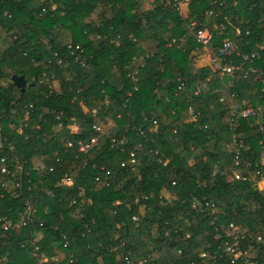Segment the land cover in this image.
Here are the masks:
<instances>
[{
  "label": "trees",
  "instance_id": "1",
  "mask_svg": "<svg viewBox=\"0 0 264 264\" xmlns=\"http://www.w3.org/2000/svg\"><path fill=\"white\" fill-rule=\"evenodd\" d=\"M44 3L56 10L40 16ZM192 21L194 31L211 33L213 54L224 33L242 54L264 46V0H189L186 21L160 0H0V218L18 221L32 210L24 228L10 235L0 229L1 264H38L20 246L31 242L57 259L47 264H126L128 253L133 264H203V252L223 246L215 227L233 223L248 238L264 233V192L234 179L246 163L255 170L264 139L255 117L239 118L234 130L227 120L233 109L263 107V84L251 76L228 83L197 67L203 52L186 26ZM180 38L185 45L168 46ZM69 42L79 47L74 55ZM253 67L264 74V48ZM135 70L137 83L129 77ZM44 74L54 75L57 91ZM14 75L25 78L24 92ZM109 121L86 154L63 147L95 137L93 127ZM235 134L239 168L227 149ZM122 138L123 146L111 147ZM131 153L140 161L134 171ZM215 165L223 174L212 178ZM63 175L72 187L58 186ZM196 198L217 204L218 223L190 209Z\"/></svg>",
  "mask_w": 264,
  "mask_h": 264
},
{
  "label": "built area",
  "instance_id": "2",
  "mask_svg": "<svg viewBox=\"0 0 264 264\" xmlns=\"http://www.w3.org/2000/svg\"><path fill=\"white\" fill-rule=\"evenodd\" d=\"M156 0H150V2H155ZM164 2L165 6H167L171 11L177 13L181 20L186 21L188 13L186 11H183L182 6L184 3H186V0H160ZM188 1V0H187ZM51 5V4H50ZM56 10L55 5H51L49 7L48 4L44 3V6L41 9L40 16H45L49 12H54ZM188 12V7H187ZM212 15L211 11H207L204 13L205 17H209ZM203 25V24H202ZM187 28L192 32V35L194 37V40L202 46V52L203 54L200 56L199 59L203 60L205 62V66L211 68L213 71L218 72L221 78H227L228 81L233 82L238 80L239 78L247 79L250 76L253 78L254 81H259L263 84L262 92H264V74L258 73L256 69L253 67V64L256 60L260 58V54L263 51L264 46L258 45L254 51H251L249 53L242 54L239 51L238 45L234 44L231 39L228 37V33H224V39L221 42V46L218 48L217 53L213 54L211 50L208 49L212 36L211 33L207 28H200L198 31H194V29L197 27V22L192 21L191 23L186 25ZM201 27V25L199 26ZM219 29V31L223 30L221 26H215V30ZM220 31V34L222 32ZM237 34H240V30L238 28L235 29ZM96 40L100 39V36H97L95 38ZM112 43V41H111ZM118 45V43H116ZM176 46L177 48L182 47L185 45V40L183 38H180L179 40L173 39L168 46ZM67 49L70 50V54L74 55L76 51L79 50L78 46H72V44L69 42L66 44ZM57 64L61 65L63 60L59 57L55 60ZM134 64L137 67L143 66V61L140 59H135ZM50 63V62H49ZM137 70L133 71L129 77L133 80L134 83H137ZM45 77V81L48 82L46 85L47 88L53 89L52 85L54 83H57V80L55 79L54 75H50L49 77L45 74L43 75ZM41 81V79H40ZM43 82L41 81L40 84ZM134 90H136V86L134 87ZM31 108V106H30ZM14 114V111H12ZM28 111L25 112V117H28ZM196 115L192 110H190V119L191 121L196 120ZM255 117V125L258 127L259 132L262 134V138L264 139V106L263 107H257V108H247L244 110H238L233 109L231 110L227 120L229 123L230 129L234 130L237 125L239 118H250ZM57 120L59 121L60 118L58 117ZM60 122V121H59ZM154 125H156V122H153ZM62 126L61 123L58 124V129ZM14 128V126H11ZM26 125L20 126L16 128L17 133L21 134L23 128H25ZM93 130L97 133V135L87 141H77L75 144L72 142H64L63 147L67 150L73 147L77 148L78 153L86 154L88 151L94 149L98 146L99 141L106 132L103 131V127L101 126H94ZM71 135H77L79 134V127L76 124H73L69 128ZM140 131V130H139ZM140 134H143L142 131H140ZM237 135H233V144L234 147L231 149L229 145H227V149L233 151L234 153V165L235 168H239L240 163V157H241V149L242 145H239L238 142H236ZM125 143V139H111V147L117 148L123 146ZM262 145V140L260 142ZM8 151H12L13 145L8 144ZM5 149L3 143L1 142V126H0V151ZM1 162H5V158L0 159ZM128 166L131 168L132 171L139 166L140 161L135 157L134 153H131L129 156V160L127 162ZM122 167L126 166V162H123ZM246 168L245 172H239L237 170L234 171V179L236 181L241 182H249L253 188V190L258 192H264V175L259 168L264 167V148L262 147V150L259 155V161L254 165L255 170L249 171L250 164L246 163L244 165ZM43 171L44 168H41ZM49 171H52L50 169ZM1 174L8 175L9 170L6 167H3L1 170ZM217 174H223L219 173V165H215L213 167V171L211 173V177L215 178ZM98 180V179H97ZM73 182L72 180L67 177L66 175H63L60 183L58 186L61 187H72ZM4 187V186H2ZM17 188H20V184H16ZM47 195H51L50 191L46 192ZM2 198V196H0ZM142 200H146V196L141 197ZM167 202H169V197L165 196ZM137 202V200H136ZM119 204V203H116ZM190 209L196 213L202 214L205 217H208L211 221V225H215L219 222V216L221 215L222 211L219 209L216 203L206 201L205 198L201 199H193L190 203ZM32 213V210L30 207H28V210L23 213L18 219V221H12L7 218H0V229L4 232L10 235L13 231L24 228L27 225V222L30 221V215ZM134 221H138L137 216H133ZM215 240H223V246L219 248L218 251L210 252H203L200 255V259L203 264H216L219 262V264H264V233L254 236L252 238H248L246 235H244L240 228L234 225L233 223L228 224L226 227H215ZM64 239V238H63ZM21 248L30 249V255L31 257L37 259L38 264H47L48 261H56L55 258H46L43 254H41L39 247L35 244V242H31L29 247L25 246V244H20ZM66 246V245H65ZM261 256L262 260H258ZM130 254L128 253L125 257V263L126 264H133L131 260L129 259ZM146 259L139 260L137 264H145ZM1 264V262H0Z\"/></svg>",
  "mask_w": 264,
  "mask_h": 264
},
{
  "label": "rangeland",
  "instance_id": "3",
  "mask_svg": "<svg viewBox=\"0 0 264 264\" xmlns=\"http://www.w3.org/2000/svg\"><path fill=\"white\" fill-rule=\"evenodd\" d=\"M188 4H189V0H188V1L186 0V3H184L183 6H182L183 11H186V13H188V12H187ZM196 65H197V67H198V66H199V67H203V66H205V62H204L203 60H201V59H197V60H196ZM230 81H231V80H230ZM230 81H228V83H230ZM233 82H234V81H233ZM231 83H232V82H231ZM52 88L55 89V90L57 91V90L59 89V86H58L57 83H54V84L52 85ZM112 126H113V123H112L111 121H109L106 125L103 126V131H104V132H107L108 129H110ZM38 165H39V166H38ZM40 166H41L40 161H37V162H36V167H40ZM137 222H138V221H137ZM60 259H62V257H61ZM56 260H57V259H56Z\"/></svg>",
  "mask_w": 264,
  "mask_h": 264
},
{
  "label": "water",
  "instance_id": "4",
  "mask_svg": "<svg viewBox=\"0 0 264 264\" xmlns=\"http://www.w3.org/2000/svg\"><path fill=\"white\" fill-rule=\"evenodd\" d=\"M11 81H12L15 88H17L21 92H24L25 87H26V81H25V78L23 76L14 75L11 77Z\"/></svg>",
  "mask_w": 264,
  "mask_h": 264
},
{
  "label": "crops",
  "instance_id": "5",
  "mask_svg": "<svg viewBox=\"0 0 264 264\" xmlns=\"http://www.w3.org/2000/svg\"><path fill=\"white\" fill-rule=\"evenodd\" d=\"M62 39H63V40H67L66 36H62Z\"/></svg>",
  "mask_w": 264,
  "mask_h": 264
}]
</instances>
